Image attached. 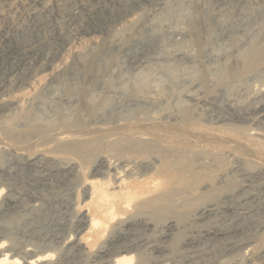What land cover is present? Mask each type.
Wrapping results in <instances>:
<instances>
[{
    "label": "rangeland",
    "instance_id": "obj_1",
    "mask_svg": "<svg viewBox=\"0 0 264 264\" xmlns=\"http://www.w3.org/2000/svg\"><path fill=\"white\" fill-rule=\"evenodd\" d=\"M0 32L11 39L7 47L0 43V84L19 65L21 80L30 91V95H0L6 102L13 101L1 114V131L141 121L157 126L166 139L198 148L230 144L192 135L189 125L264 133V121L253 122L254 108L264 105V98H255L257 89L264 87V66L244 77L228 76L252 49L264 51V0H0ZM24 48L32 51L25 64L18 62L21 57L11 59L8 54ZM87 102L98 106L95 115L88 113ZM184 109L193 116L187 126L181 120ZM233 149L246 161L239 163L225 153L216 166L202 173L208 188L200 187L189 197V205L175 209L187 215L180 225L181 240L151 264H177L187 256L199 264L240 259L250 252L225 254L226 243L200 237L204 230L238 226L240 232L231 240L250 239L255 264H264L256 260L257 253L264 251V175L244 174L262 167L264 159ZM15 158L0 152V183L19 200L0 213L1 235H7L13 248L21 251L38 242L33 237L52 231L60 244L40 243L43 250L48 244L54 247L56 260L51 264H89L87 258L67 254L63 243L73 234L83 178L51 177L43 183L38 170H17ZM251 195L256 201L248 200ZM208 204H213V214L197 220ZM242 208L248 210L244 218L238 216ZM158 220L159 227L163 219L161 224ZM157 234L148 233L151 238ZM187 237L194 239V247L182 248V238Z\"/></svg>",
    "mask_w": 264,
    "mask_h": 264
},
{
    "label": "bare ground",
    "instance_id": "obj_2",
    "mask_svg": "<svg viewBox=\"0 0 264 264\" xmlns=\"http://www.w3.org/2000/svg\"><path fill=\"white\" fill-rule=\"evenodd\" d=\"M10 40L8 35L0 32L2 45L7 47ZM22 51L17 53L8 51V54L11 59L13 56L21 57L18 62L23 60L25 64L28 54L32 51L25 48ZM263 66L264 51L254 48L234 72L228 73V76L244 77ZM18 68L19 65L8 75L5 82L0 84L1 96L12 92L18 93H15L17 96L30 95L29 89L21 80ZM140 86L144 88L146 83L142 82ZM27 89L29 92L26 91ZM255 98H264V87L257 89ZM2 99H0V115L10 109L13 103V101L11 103L9 100L8 103L7 100ZM228 106L235 109L232 103H228ZM85 107L92 116L98 108L88 102ZM253 112L255 114L253 122L262 123L264 105L254 108ZM180 113L182 122L186 126L189 125L193 117L192 111L184 109ZM130 122L125 120V122L117 121L114 124L105 122L101 124L89 121L56 128L34 126L20 132L11 131L12 129L0 130V152L12 154L16 157L15 159H18L17 170L36 169L40 172L43 183L51 177H60L63 180L74 176L83 178V191L76 203V220L72 222L73 234L63 243L67 254L70 253L76 259L86 260L87 258L90 260L89 264H151L153 259L168 253L170 246L181 240L180 225L187 219V215L178 213L175 209L189 205L191 202L189 197L200 190V187L208 188L205 185L206 175L202 173L216 166L221 161L219 160L221 155L228 153L233 155L239 163H243L245 159L233 153V147H235L264 159V133L257 129L231 133L226 132L227 130L223 132L203 128V125L202 127L189 125L187 130L192 135L200 136L209 142L233 145L213 146L209 143L198 148L175 139H166L167 137L154 124L141 121ZM164 123L162 125L166 126ZM197 156L199 157L196 158ZM244 174L249 177L264 175V165L255 171L244 170ZM15 197L4 184L0 183V213L4 208L18 204L19 200ZM248 198L251 202L256 201L252 195ZM258 201L260 202V199ZM214 211L213 204H208L199 211L196 219L204 220ZM240 211L239 217L244 218L248 215V210L242 208ZM161 216H165L162 218V224L159 222L162 220L159 218ZM157 219L161 224L159 227L157 223L155 224ZM238 227L227 230L208 229L204 230L200 236L209 242L226 243L225 254L231 255L242 252L244 249L248 251L247 253L250 252L242 255L240 259L233 258L221 264H255V259L252 258L255 245L252 241L250 239L231 240L240 232ZM53 231L57 233V230ZM51 232L33 237L38 242H33L28 248L20 251L13 248L12 241L7 240L9 239L7 235H1L3 231L0 229V264H51L56 260L54 247L48 244L47 250L41 248L42 242L60 244V239ZM154 232L158 234L155 237L153 235L156 233L153 234L154 238H151L148 233ZM32 235L35 236L34 232ZM182 239L185 240H182L184 242L182 248L194 247L193 238ZM65 254L63 256L68 257ZM257 254L256 260H264V251H259ZM185 259L177 264H199L190 256Z\"/></svg>",
    "mask_w": 264,
    "mask_h": 264
}]
</instances>
